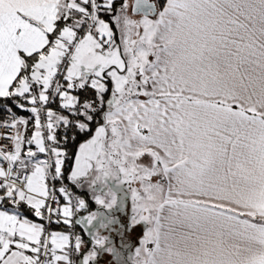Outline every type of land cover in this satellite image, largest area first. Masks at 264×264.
Masks as SVG:
<instances>
[{
  "label": "snow or ice",
  "instance_id": "obj_1",
  "mask_svg": "<svg viewBox=\"0 0 264 264\" xmlns=\"http://www.w3.org/2000/svg\"><path fill=\"white\" fill-rule=\"evenodd\" d=\"M0 264H264V0H0Z\"/></svg>",
  "mask_w": 264,
  "mask_h": 264
}]
</instances>
